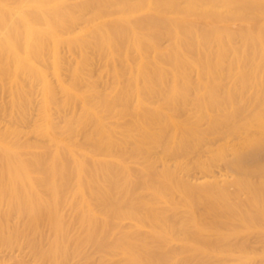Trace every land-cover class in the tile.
I'll return each instance as SVG.
<instances>
[{"label": "bare ground", "instance_id": "bare-ground-1", "mask_svg": "<svg viewBox=\"0 0 264 264\" xmlns=\"http://www.w3.org/2000/svg\"><path fill=\"white\" fill-rule=\"evenodd\" d=\"M76 6L72 14L63 0H0V89L14 85L16 91L9 95L23 103L31 100L29 86L38 81L44 97V143L20 146L13 127L11 139L0 130L6 172L15 181L39 183L34 197L26 194L38 218L59 235L64 232L61 207L70 205L74 216L69 224L86 232L83 245L97 246L107 255L124 247L118 264H174L178 254L171 250L142 255L137 236L148 229L155 236L169 231L174 223L154 206L170 203L183 187L202 188L193 201L203 211L192 217L206 225L215 222L218 232L236 227L232 239L256 235L257 223L264 228V0H81ZM145 14L152 15V22H138ZM70 20L82 22V32L93 37L82 54L91 57L94 51V66L97 50L106 66L100 73L106 72L107 84L113 77L112 84H105L102 75H90L92 65L90 71L80 70L82 61L73 68L72 83H64L59 56L46 59L44 52H55ZM161 39L168 41L165 48ZM48 63L55 69L61 98L48 81ZM80 71H89L90 77L85 80ZM248 102L246 109L240 107ZM179 110L188 115L186 122L177 118ZM0 112H6L3 102ZM125 118H130L128 124ZM25 149L48 153L27 162ZM205 155L213 161L203 164ZM190 156L205 173L215 162L228 170L186 178L181 174L190 171ZM140 174L142 179L136 177ZM231 187L236 193H230ZM72 192L79 194L78 201L71 200ZM119 219L135 223L121 240L105 246ZM257 235L264 238V231ZM210 245L219 248L218 240ZM251 251L242 245L232 256L250 264L257 255Z\"/></svg>", "mask_w": 264, "mask_h": 264}, {"label": "rangeland", "instance_id": "rangeland-1", "mask_svg": "<svg viewBox=\"0 0 264 264\" xmlns=\"http://www.w3.org/2000/svg\"><path fill=\"white\" fill-rule=\"evenodd\" d=\"M63 2L66 6V9L68 8L65 11H68L70 9V13L72 12V14H76V5L81 2V0H63ZM151 18V14H145L142 15V17L138 18V22L140 21V19L142 20V22H145L146 20L152 22ZM70 23L71 24L68 25L69 29L66 28L65 33L60 35V37L57 39L55 52L49 50H46L44 52L46 59H48L50 62V58L53 56V53H56L59 56L60 61H58L57 64L60 69L59 78L62 82L64 81V83H72V71L76 70L79 61H82L80 64L83 63L82 66L84 65L83 67L85 68L84 69L83 67L81 68L78 66L80 70L83 69L86 71L91 67V65L92 67H94L92 71H90L91 69H89L91 74L89 73V71H87L86 73L84 71V73L80 71L81 74L78 73L85 80L88 79L90 75H93V73L95 74V77L96 75H99L100 77L101 75L103 76V74H101L103 72L101 71L102 66L104 67L105 65L102 64L103 61L101 60H103V58L98 55L97 50V54L95 53V55H97V58L94 57L95 59H91L94 62V66L90 61V58L94 56V51L92 52L91 50V57H89L90 54L88 55V53H86L87 51L84 52L88 55L87 58L85 57L87 55H85L84 53V55L82 54V47L85 46L88 41H90V38L93 37H91L87 31L85 33L84 31L82 32V29H85V25L82 22H80L79 24H75V22L72 23L70 20ZM21 33L24 34L25 31L22 30ZM82 34H86V37H84L83 35V39L81 38ZM96 40L95 41L97 42V49L99 50L100 37ZM160 41L162 47L165 48L168 45V41L166 39H161ZM100 46H103L101 49L105 48L102 43ZM22 51H24V47ZM96 59H99V61ZM88 61L90 62V64ZM96 61H98V64L96 63ZM11 63L12 62H10L9 64ZM167 63L169 64V66H172L171 61H168ZM46 68L49 69V71L46 70L49 83L58 89L59 82L57 81V76H55L56 74L54 73L55 69H52L51 63H48V67ZM73 68H75V70ZM50 69H52V71ZM103 69H106V66ZM104 73L105 76L103 77L106 81L105 84H107V81L109 79L107 80V74L106 72ZM109 78H111V82L109 81L108 84H112L113 77L110 76ZM104 79L102 78L103 81ZM29 87L33 91V97H30V101H24L23 103H16V100L13 101L12 96L9 95L10 90L16 91V87L14 85L10 86L8 84L7 89H4L3 91L2 89H0V104L3 102V109H5L6 111L0 112V130L5 133L8 138L11 139V133L8 130L13 127L17 131V135H15L20 146H35L45 142L43 132L46 128V120L42 87L38 81H35ZM57 91V97L61 98L62 94L60 90L58 89ZM132 98L133 96H131V100ZM247 104H249V102L246 104H240V107L246 109L249 106H246ZM20 107H24V113H21ZM184 115H186L184 111H178L177 118L181 116V119L179 118L180 122L182 120L185 121V119L188 120V115H186L187 118H185ZM54 118L56 122H61L62 120L57 115H54ZM129 119L130 118H128V120ZM128 120H126L127 124ZM120 121L122 122V120ZM124 122L125 121H123V123ZM126 125L124 127H126ZM37 127H40V129L36 130ZM206 128L204 127V129ZM119 141H121V139ZM232 142L236 141L233 140ZM220 143L221 142H217V144ZM82 144L84 145V143ZM85 145V148H87L88 145ZM79 148H82V146ZM30 149L24 150V153H27V155L25 156V160L27 162H32L34 159L43 157L48 153L47 151H37V153L33 154L34 151ZM6 156V152L0 149V264L121 263V255L127 251V249H125L124 247L114 249V251H112L113 255H107L106 251H104V254V252L97 246H85L81 243L86 232L85 229L81 226L69 224V221L74 216V209L70 205H63L61 207L60 223L64 225V232L61 231L59 235H57L56 232L46 222L41 221L38 218L37 210L30 206L33 199L26 200L27 193H29L31 197H34L35 191L39 187V183L35 180V183L37 184L31 186L29 181H27L26 179H24L23 181L22 179L20 181H15L13 179L14 175L8 174L6 172V167H3V165L5 164ZM168 161L169 166H173V160L169 158ZM211 161H213V158L209 155H205L201 162L203 164H206L210 163ZM188 164L190 166V171L188 172V174H181V176H185L186 178L192 180L201 179L206 174H217L219 172H226L228 170V168L223 163L215 162L210 171L205 173L200 165L196 163L191 156L186 160V165ZM132 166L136 168L135 170H137L138 167L136 166V164H133ZM142 176L143 175L141 174L136 175V177L140 179H142ZM137 179L133 178L132 180L136 185H138L141 181L140 180L138 181L139 183H137ZM133 182H131V184L134 187L136 185ZM50 189L51 188H49V190ZM203 190L204 189L202 188L183 187L175 192V197L172 201H170V203H160L154 206V208L158 211H163L162 214L166 216V218L169 217L171 219L170 221H172L169 222L174 223V226L172 228L170 227L171 229H169V231H167L166 233L161 234V236H155L149 229L147 233L138 235L137 238L140 241L139 243L142 245V255L144 254L145 256H150V254L152 255L153 252L164 254L168 250H171L178 254L174 264H244L243 261L238 260V258L236 259L234 256H232V253L233 255L236 254L234 252L239 248V246L249 245L257 254L256 256L254 254L253 257H260L259 259L255 258V261L253 258L250 264H255L256 261V264H261V262L264 261V253H262V251L264 252V238L258 237L257 234L264 231L263 222L257 223L256 226H258L260 230L256 231V235L253 233H243L237 236V239H232L233 237L231 238V236L236 232V227H230L227 225L225 227L223 226L220 232L214 230L215 222H210L208 225H206L199 219L192 217L191 214L193 212L198 214L203 211L202 206H200L199 203H195L193 201L194 195L201 193ZM235 190L236 189L234 187H231L230 193H236ZM13 192H16L18 194L16 198L13 197ZM46 192L49 193L48 190H46ZM70 198L71 200L78 201L80 196L79 194L72 192ZM19 209H21V211H18ZM167 222L168 221L165 222V225H168ZM131 223L134 224L135 222L129 220L124 221L122 219L113 222L112 225H114V235L112 238H108L105 240V246H109L113 239L121 240L124 236H126L125 234L129 231L130 226L132 227L133 225H131ZM245 225H247V223ZM145 226H149V221H145ZM170 226H172V224ZM182 228L186 229L187 232L183 233ZM243 228L244 225L240 227L241 230H243ZM98 237L99 235H97V238ZM216 240H218L219 242V248L217 249L215 248V246L210 245ZM193 247H195V249L198 251H193ZM145 248H147V252H143L145 251ZM253 251L250 252L252 253L250 255H253ZM105 257H108V259Z\"/></svg>", "mask_w": 264, "mask_h": 264}]
</instances>
